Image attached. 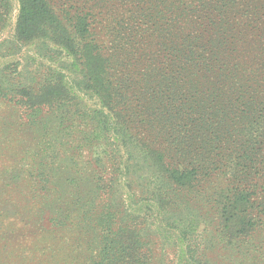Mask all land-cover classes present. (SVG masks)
Returning a JSON list of instances; mask_svg holds the SVG:
<instances>
[{
    "label": "rangeland",
    "instance_id": "374dc122",
    "mask_svg": "<svg viewBox=\"0 0 264 264\" xmlns=\"http://www.w3.org/2000/svg\"><path fill=\"white\" fill-rule=\"evenodd\" d=\"M49 1L64 21L76 15L86 16L94 27V43L99 45L103 56L109 59L112 67L110 73L113 69L116 81L120 77H128V96L131 100H138L139 104L128 105L125 112H129L130 119L138 126L137 138H148L151 144L164 151L166 159H179L185 154L195 161L209 165L208 173L202 174L195 191L191 194L178 193V199L171 201L173 206L165 209L168 218L166 223H173L176 216L180 218L177 225L184 227L187 237L194 240L195 247L202 254L201 264H264V161L260 162L258 159L254 168L250 169L248 164L245 169L243 163L237 164L235 153L222 156L216 155V152L208 153V146L204 149L203 141L209 143L208 140L213 137L209 135L210 129L196 135L195 122L190 118L183 119L179 124H175L174 119L167 122L150 121L152 111L148 104L151 99L145 93L146 90L151 92L152 86L154 90L151 94L158 95L160 107L172 93H177L169 90L166 83L172 73L184 72L182 65L177 67L175 56L181 55L180 46L187 45L194 36L203 46L204 57L213 55L215 57L212 59L222 57L228 60L230 56L227 55L223 42V37L226 36H220V32L227 28L225 35L233 38L240 26L246 31H253L254 25H260L254 21V8L260 9L258 4H264V0H230L225 8L216 11L213 16H205L201 11V6L207 0ZM12 6L10 22L0 32V81L7 87L0 93V264H74L66 254L59 251V242L68 241L65 233L51 225L47 217L45 227H50L51 231L39 237L32 232H37V228H31L30 231L25 225L27 221L31 225L36 220L31 219L33 215L37 217L38 223L43 217V209L36 213L30 211L31 207L38 205L39 198L34 194L37 187L35 175L43 159L55 164V176L59 178L66 177L69 173L86 177L90 175L89 179H93V175L97 174V160L100 159L99 154L104 145L96 143V132H93L90 115L98 104L91 92L76 86L81 72L70 65L72 59L64 52L52 45L44 48L41 42H16L13 38L18 8L16 0H12ZM261 10H264V5ZM211 19L213 21L209 25ZM202 26H206V31L199 37ZM185 40L188 41L184 42ZM240 45H243L246 53L248 50L251 54L254 50L250 38ZM232 53V63L240 62L245 55ZM262 59L263 57L256 63L259 67L263 63L259 73L262 78L258 84L264 89ZM54 71L62 75L68 95L55 101L52 107L42 105L33 106L37 109H32L33 107L17 103L16 97L13 99L15 90L11 92L7 82L11 83L12 89L20 85L36 88L49 72ZM254 74L256 72L247 73L250 76L248 78L251 80ZM183 75L188 81V87L191 85L190 88H195L199 85L193 74L186 71ZM217 86L218 84L213 87ZM213 92L214 90L207 92V101L198 112L212 113L213 107L208 104L210 101L214 105V99L220 102L219 108L227 105V100H231L225 87L215 90L214 94ZM189 96L188 100L183 98L184 102L177 109L178 113L197 110L198 100L193 95ZM253 96V104L248 102V97L242 99L250 103L251 107L260 106L259 109L252 107L253 120L246 122L241 119L240 123H236L235 119L227 123V131L234 135L231 148L238 146L247 137L246 134L264 132V123L261 124V120L255 123L259 116L264 122V91L255 92ZM243 108L244 106H240L237 109L235 106L232 116ZM225 111L226 114L229 113L228 109ZM239 126L244 129V137L240 135ZM191 129L195 131L188 140L186 132ZM100 142L103 143L102 137ZM258 153L260 158L264 157L263 152ZM133 171L135 170L131 172ZM242 173L248 176L246 181L239 178ZM154 176L153 169L146 163L142 164L141 168H137L132 186L138 188ZM77 182L79 178L66 184L74 189L73 185ZM245 184L255 190L252 201L261 220H257V225L247 235L226 239L218 230L214 198L229 187ZM62 186L64 187V183ZM159 216L161 214L158 213L157 224ZM176 235V231L170 228L164 236H153L156 239L153 244L155 253L166 264H177L175 247L170 244ZM29 241L32 244L26 248Z\"/></svg>",
    "mask_w": 264,
    "mask_h": 264
},
{
    "label": "trees",
    "instance_id": "16d2710c",
    "mask_svg": "<svg viewBox=\"0 0 264 264\" xmlns=\"http://www.w3.org/2000/svg\"><path fill=\"white\" fill-rule=\"evenodd\" d=\"M228 1L230 0H207L201 6V11L205 16H213L216 11L225 8ZM16 2L18 8L13 38L20 44L41 42L44 48H49L48 45L55 46L72 59L70 65L81 72L76 86L96 97L98 105L91 110L90 118L93 122V132H96V143L104 145L102 153L99 154L100 159L97 160V174L93 175V179H89L90 175L86 177L69 173L63 178L56 177L55 164L47 159L42 160L35 175L37 187L34 194L39 198L38 205L31 207L30 211L36 213L43 209V217L38 223L37 217L33 215L31 219L36 220L31 225L30 221H27L25 227L30 231L31 228H37V232L32 231L35 236L44 235L51 231L50 227H45L47 217L51 225L65 233L68 241L59 242V251L66 254L74 264H166L163 258L155 253L153 244L156 239H153V236H164L171 228L177 233L175 240H169L175 247L177 264H201L202 254L195 247L194 240L187 237L184 227L177 225L180 218L176 216L173 223H166L168 218L165 209L173 206L171 201L178 199V193L191 194L195 191L201 176L203 177L202 174L208 173L209 165L195 161L185 154L179 159H166L164 151L151 144L148 138H137L138 126L130 119L129 112L125 111L128 105L134 103L137 106L139 101L131 100L128 96V77H120V80L116 81L113 69L110 73L112 67L109 59L103 56L99 45L94 43V27L86 16L76 15L64 21L49 0ZM261 3L258 4L260 9L254 8V21L260 25H254L253 31H246L240 26L233 38L225 35L227 28L220 32V36H226L222 37L225 51L230 56L228 60L222 57L212 59L215 57L213 55L204 57L203 46L197 42L195 36L187 45L180 46L181 55L175 56L177 67L182 65L184 72L193 74L199 81L197 87H188L184 72L180 71L172 73L166 83L169 90L177 93H172L164 104L161 103V107L158 105V95L151 94L153 87H150L151 92L145 91L151 99L148 104L152 111L150 121L167 122L174 119L175 124H179L183 119L190 118L195 122L196 135L210 129L209 135L213 137L208 140L209 143L203 141L204 149L208 146V153L216 152L215 154L220 156L235 153L237 164L243 163L245 169L248 164L250 169L254 168L258 159L260 162L264 161V157L260 158L258 153H264V132L246 134L247 137L238 146L231 148L234 135L227 131V123L235 119L236 123H240L241 119L253 120L252 107H260H251L250 103L255 102V92L264 91L258 84L262 78L259 73L263 63L261 62V67L256 63L262 57L264 61V10H261L264 4ZM12 9V0H0V32L10 22ZM212 21L213 19L209 20V25ZM205 31L206 26H202L199 37H202ZM248 38L254 46L251 54L248 50L246 53L243 45H240L247 42ZM232 52L245 55L240 62L232 63ZM246 72L256 74L250 80ZM45 77L36 88L20 85L12 89L11 83L7 82L11 92L15 90L13 99L16 97L15 101L25 107H52L55 101L68 95L66 83L60 73L49 72ZM217 84V87H213ZM223 87L231 98L227 100V105L219 108L220 102L214 99V105L210 101L208 104L213 107L212 113L198 112L207 101V92L214 90V94L215 90H222ZM200 88L202 89L199 90ZM6 89L0 81V93ZM35 89L37 90L34 91ZM189 95L198 100L197 110L178 113L177 109L184 102L183 98L188 100ZM246 97L250 103L243 101ZM235 106L237 109H240V106L244 108L232 116ZM225 109H228L229 113L226 114ZM133 113L136 115V111ZM260 120L261 124L264 123L261 116L257 117L255 123ZM192 130L186 132L188 140L195 131ZM238 130L244 137L243 127L239 126ZM101 137L103 143L100 142ZM145 163L153 169L155 176L138 188L133 187L132 181L137 168H141ZM132 170L135 171L131 172ZM247 177L244 173L239 176L243 181H246ZM76 178H79V182L71 189L66 182L73 183ZM254 194L255 190L245 184L229 187L214 198L218 230L226 239L247 235L257 225V220H261L252 201ZM157 212L161 214L158 224ZM30 244L32 241L26 244V248Z\"/></svg>",
    "mask_w": 264,
    "mask_h": 264
}]
</instances>
